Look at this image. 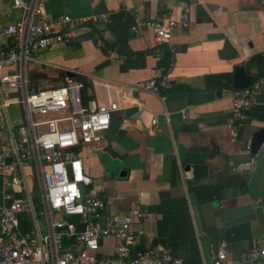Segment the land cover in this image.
I'll list each match as a JSON object with an SVG mask.
<instances>
[{"label": "crops", "instance_id": "crops-1", "mask_svg": "<svg viewBox=\"0 0 264 264\" xmlns=\"http://www.w3.org/2000/svg\"><path fill=\"white\" fill-rule=\"evenodd\" d=\"M14 1L0 0V31L23 17ZM186 3L191 5L189 26L174 31L175 53L164 50L158 57L152 31L135 34L132 27L164 12L178 16ZM40 4L49 20L110 14L109 24L83 29L73 44L40 51L29 64L37 89L62 86L66 77L77 75L84 97L119 105L103 139L76 149L92 179L89 196L102 199L106 213L139 209L146 214L133 220L134 250L162 245L188 264H211L217 246L226 242L227 264H241V252L264 241V143L255 155L247 149L264 127V84L246 120L229 128L234 89L231 83L209 87L206 78L243 67L252 82L264 81V0ZM96 32L123 57L110 58L97 45ZM170 61L175 66L168 71ZM160 76L168 77L170 89L157 96L144 87ZM195 165L208 166V179L194 178ZM27 175L33 184L31 169ZM38 213H21V233L45 232ZM115 246L110 236L100 253L114 256Z\"/></svg>", "mask_w": 264, "mask_h": 264}, {"label": "built area", "instance_id": "built-area-1", "mask_svg": "<svg viewBox=\"0 0 264 264\" xmlns=\"http://www.w3.org/2000/svg\"><path fill=\"white\" fill-rule=\"evenodd\" d=\"M14 8L23 11L21 21L0 31V264H188L162 245L134 250L132 223L134 218L146 216L141 210L106 213L105 202L88 193L80 202V184L88 188L92 179L76 149L103 139L119 105L85 102L83 84L71 77L50 89H37L30 78L29 64L38 52L73 44L83 29L109 24L110 14L63 15L49 20L43 18L40 0H15ZM190 14L191 5L186 3L178 16L164 12L140 20L132 31H152L158 57L164 50L175 53L174 31L189 26ZM94 37L110 58L123 57L108 48L99 32ZM174 66L170 61L168 71ZM263 84L259 79L233 90L229 128L246 120ZM144 88L160 96L170 89V82L167 76H160ZM13 106L17 109L11 111ZM28 169L34 174L33 184ZM38 210L45 220V232L21 233V213L35 215ZM110 236L116 239L114 256L100 253L102 241ZM227 259V243L221 242L211 264H227ZM240 261L264 264V241L242 251Z\"/></svg>", "mask_w": 264, "mask_h": 264}, {"label": "water", "instance_id": "water-1", "mask_svg": "<svg viewBox=\"0 0 264 264\" xmlns=\"http://www.w3.org/2000/svg\"><path fill=\"white\" fill-rule=\"evenodd\" d=\"M206 82H207V86L209 87H225L229 83H231L233 89H243V88L248 87L251 84L252 80L246 74L245 68L235 67L232 72L208 76L206 78ZM263 143H264V127L256 131L252 135L251 145H250L251 155L257 154ZM193 172H194L195 179L201 180V179H208L209 177V171H208L207 165H195L193 166ZM80 188L82 192V197L80 199V202H83L84 194L88 193V188L85 187L83 184H80ZM251 216H253V214L244 215V216L235 218L231 220L229 224L233 225L236 223L246 221Z\"/></svg>", "mask_w": 264, "mask_h": 264}, {"label": "rangeland", "instance_id": "rangeland-1", "mask_svg": "<svg viewBox=\"0 0 264 264\" xmlns=\"http://www.w3.org/2000/svg\"><path fill=\"white\" fill-rule=\"evenodd\" d=\"M17 108H16V106H13L10 110L11 111H14V110H16ZM89 195V194H88ZM33 199H34V201H35V203H36V206H38L39 204H38V202H37V198H36V194H33ZM38 220L42 223L43 221H44V218H43V215L41 214V212L38 210Z\"/></svg>", "mask_w": 264, "mask_h": 264}, {"label": "trees", "instance_id": "trees-1", "mask_svg": "<svg viewBox=\"0 0 264 264\" xmlns=\"http://www.w3.org/2000/svg\"><path fill=\"white\" fill-rule=\"evenodd\" d=\"M75 80H77V81H82V79L80 78V77H78L77 75H75L74 77H73ZM72 78V79H73ZM83 82V81H82ZM82 98H83V100L85 101V102H87L89 99L88 98H86V97H84V95H83V92H82Z\"/></svg>", "mask_w": 264, "mask_h": 264}]
</instances>
